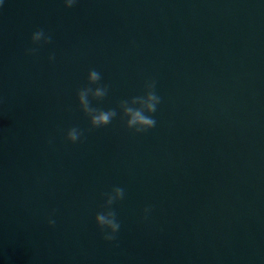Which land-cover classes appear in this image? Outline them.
Listing matches in <instances>:
<instances>
[{
  "label": "water",
  "instance_id": "water-1",
  "mask_svg": "<svg viewBox=\"0 0 264 264\" xmlns=\"http://www.w3.org/2000/svg\"><path fill=\"white\" fill-rule=\"evenodd\" d=\"M90 69L109 86L91 106L117 111L100 128ZM148 79L161 103L137 133L119 103ZM0 264H264V0H3Z\"/></svg>",
  "mask_w": 264,
  "mask_h": 264
},
{
  "label": "clouds",
  "instance_id": "clouds-1",
  "mask_svg": "<svg viewBox=\"0 0 264 264\" xmlns=\"http://www.w3.org/2000/svg\"><path fill=\"white\" fill-rule=\"evenodd\" d=\"M3 0H0V6H2ZM66 7H73L77 0H64ZM33 44H49L52 42V37L46 35L43 29H38L32 34L31 37ZM38 51V48H28L26 53L34 55ZM50 60L55 59V54L49 56ZM102 77L100 72L95 69H90L88 74V86L82 87L78 90V100L83 112L90 118L92 128H100L109 125L112 120L117 116L116 109L103 110L91 106L89 97L98 101H102L109 91L107 84H101ZM92 85H96L95 88ZM145 94L141 96H134L131 100H122L119 103V108L123 112V117H127L126 126L129 129H134L137 133L147 132L156 126V120L152 115L157 111V105L161 103V97L156 94V81L155 79H148L144 84ZM147 113V114H146ZM122 117V119H123ZM91 130V129H90ZM83 136L82 130L77 127H72L67 131V139L72 143H76L81 140ZM82 142V141H81ZM106 203L104 207L106 211L97 213L96 222L100 227L103 234V239L107 241H113L116 239V233L120 230V223L116 219V212L112 209V205L124 198V189L121 187H114L111 193H106ZM150 208H145V213L150 212ZM147 218V217H145ZM49 225L54 226L55 220L49 218ZM110 230V232L108 231Z\"/></svg>",
  "mask_w": 264,
  "mask_h": 264
}]
</instances>
